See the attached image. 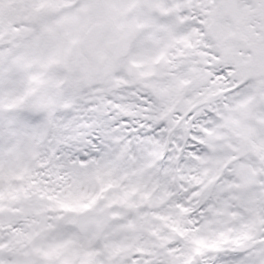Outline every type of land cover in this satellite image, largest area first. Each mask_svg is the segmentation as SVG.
Returning <instances> with one entry per match:
<instances>
[{"label":"snow or ice","instance_id":"6c2138e0","mask_svg":"<svg viewBox=\"0 0 264 264\" xmlns=\"http://www.w3.org/2000/svg\"><path fill=\"white\" fill-rule=\"evenodd\" d=\"M0 264H264V0H0Z\"/></svg>","mask_w":264,"mask_h":264}]
</instances>
